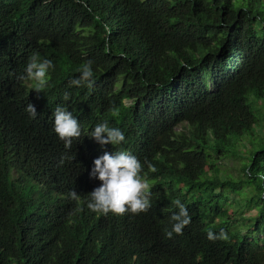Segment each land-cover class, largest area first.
Wrapping results in <instances>:
<instances>
[{
	"label": "trees",
	"instance_id": "1",
	"mask_svg": "<svg viewBox=\"0 0 264 264\" xmlns=\"http://www.w3.org/2000/svg\"><path fill=\"white\" fill-rule=\"evenodd\" d=\"M34 52L55 66L39 94L18 79ZM87 60L92 89L72 84ZM252 97H264V0H0V264H264V140L239 176L216 163L259 125ZM58 105L80 123L70 149ZM104 121L125 141L93 140ZM118 150L144 164L146 213L87 207L93 161ZM245 188L259 199L241 217L229 207ZM176 199L191 223L169 239ZM221 229L228 241L208 239Z\"/></svg>",
	"mask_w": 264,
	"mask_h": 264
},
{
	"label": "clouds",
	"instance_id": "2",
	"mask_svg": "<svg viewBox=\"0 0 264 264\" xmlns=\"http://www.w3.org/2000/svg\"><path fill=\"white\" fill-rule=\"evenodd\" d=\"M54 64L50 59H41L38 53H33L29 57L24 74L19 76L21 81L32 82L33 90L36 93H43L49 85V70L54 69ZM80 75L72 81L74 86H87L92 89L95 84L93 61L87 60L79 69ZM64 99L69 100L66 93ZM26 111L32 118L37 117L35 107L28 103ZM54 132L64 143L66 149H70L73 140L81 136V127L78 120L69 112L66 107L58 105L53 113ZM91 138L99 145L104 146L112 144L120 145L125 141L124 133L119 128L110 127L107 121L98 123L91 133ZM68 159L62 156L60 164ZM148 169L156 172L155 166L148 162ZM264 178V177H262ZM90 179L99 180L100 186L93 189L90 201L87 207L94 213L108 215L109 213L117 216L131 213L140 215L148 212L151 207V186L146 174L144 173V164L138 157L128 151H116L114 154L107 151L102 156L93 161V167L90 172ZM70 197L79 200L77 193L72 191ZM178 212L170 216L172 223L171 231L166 230L167 238L171 239L173 233L182 235L186 226L191 223V216L180 199L174 201ZM207 237L210 241L223 240L228 241V234L221 229L216 234L208 231Z\"/></svg>",
	"mask_w": 264,
	"mask_h": 264
},
{
	"label": "rangeland",
	"instance_id": "3",
	"mask_svg": "<svg viewBox=\"0 0 264 264\" xmlns=\"http://www.w3.org/2000/svg\"><path fill=\"white\" fill-rule=\"evenodd\" d=\"M250 104L259 119L258 120L259 125L255 126L251 135L247 134L244 136L245 138L242 141H238L236 147H237V150L239 151L237 153L234 152L235 155L230 154L229 157L223 158L216 162L218 168L221 171V175L222 174L226 176L232 175L234 177L239 176L241 172H243L242 167L247 163L249 164V162L251 161V157L250 159H248L249 155H251L253 151H257L263 146L262 142L264 140V97L259 100L252 97L250 99ZM239 155L241 158L239 157ZM209 172L210 170H207V173ZM237 179H241V177H237ZM244 191H245L244 193L246 194L245 200L242 203H239V204L236 203V205L229 207L230 213L237 211L239 214H241V217L248 216L249 215L248 212H250L251 206H253L256 203V200L259 199V195L256 192H254L252 188L251 189L245 188ZM253 195L256 196L254 200L251 198ZM242 200L243 199L241 198V201ZM222 202L223 201H221V203ZM239 230H241V228ZM250 233H248V235L251 237H255V236L262 237L263 236V234L259 232L256 233V231L250 232Z\"/></svg>",
	"mask_w": 264,
	"mask_h": 264
}]
</instances>
